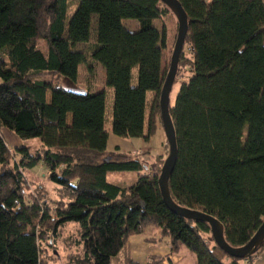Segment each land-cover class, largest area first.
I'll return each instance as SVG.
<instances>
[{
	"label": "trees",
	"instance_id": "16d2710c",
	"mask_svg": "<svg viewBox=\"0 0 264 264\" xmlns=\"http://www.w3.org/2000/svg\"><path fill=\"white\" fill-rule=\"evenodd\" d=\"M178 1L187 34L175 79L181 67L188 74L169 103L176 137L169 194L179 206L212 215L225 241L240 247L264 219V0ZM167 14L176 21L160 0H0V129L41 143L12 150L0 132V264H40L41 242L69 225L77 228L79 253L67 264H110L147 225L169 239L171 252H192L195 264H239L212 238L206 243L207 223L166 207L157 182L162 165L149 169L135 155L107 149L109 132L148 140L162 128L159 94L169 64L165 26L153 20ZM123 19L139 28L129 31ZM80 64L84 87L76 89ZM97 64L112 90L110 130ZM167 155L155 158L163 164ZM38 164L53 194L27 180ZM112 173H135L136 180L118 186L108 180ZM263 250L264 241L248 259Z\"/></svg>",
	"mask_w": 264,
	"mask_h": 264
},
{
	"label": "rangeland",
	"instance_id": "374dc122",
	"mask_svg": "<svg viewBox=\"0 0 264 264\" xmlns=\"http://www.w3.org/2000/svg\"><path fill=\"white\" fill-rule=\"evenodd\" d=\"M73 9V7L70 9V11ZM92 29H95V17H92ZM123 26L128 29L129 31H136L139 28V22L134 19H123L122 20ZM153 25L157 27L159 30L162 29V26H165V32H166V47L163 50V64L166 66L167 63L170 62L171 53L173 50V46L175 43V38L177 34V25L176 21L173 16L170 14H167L164 19H154ZM91 41H94V37L91 38ZM36 45L39 49L45 50L46 49V43L43 39L38 38L36 40ZM77 49L85 50L87 48V44H80L76 46ZM85 71L86 67L85 64H80L77 69V80L75 87L76 89L84 87V79H85ZM187 68L181 67L178 76L176 77L170 94H169V103L173 105L175 101L176 94L178 92L180 83L182 80H185V77L187 76ZM52 79V81L55 84H58L61 88L65 89H71L72 86H68V83L64 81L63 79L52 75V76H46ZM132 83H136V72L133 71V79ZM96 85L106 88L105 87V70L101 64H97L96 66ZM49 94V93H48ZM152 96V92H147V102L149 103L150 98ZM112 123V93L111 90L106 88V105H105V128L107 130H110ZM147 124V119L146 123ZM0 132L6 141L7 145L13 150L15 147L19 145V140L12 132L5 128H1ZM108 137V143H107V149L109 151H114L115 147H118L119 151L125 154L134 155V151L140 148L142 151V156L137 157L139 160L148 166L150 169H155L156 165H162L161 162H159L155 157L161 154L162 152V146H161V140L163 137V140L165 141V136L162 128H159L154 135L150 136L148 140H145L143 138H122L119 136H116L109 132ZM27 145H30L29 147L31 149H35L39 147L38 142L34 139L27 141ZM137 148V149H136ZM168 151V147L166 149ZM165 151V153H166ZM162 167V166H161ZM45 168L38 164L33 169L28 171L26 173V178L29 180V182H34L38 185H42V189H45L46 187L50 193L51 189H53V184L50 182H47L44 180V177L42 176L45 173ZM108 180L111 182H114L118 186H128L135 182L136 180V174L134 173H112L108 175ZM33 186V185H32ZM45 193V192H44ZM43 196V195H42ZM46 199V196L44 197ZM51 202V201H49ZM52 203V202H51ZM53 204V203H52ZM45 241L41 242L40 244V264H67L68 259L77 253H79V247L77 246V228L75 226L69 225L64 227L61 231L59 236L54 239H51L50 236ZM211 238L210 235L205 236V238ZM48 241V243H47ZM52 242V243H51ZM211 244V243H210ZM190 255H192L194 258V254L187 250ZM242 261V260H240Z\"/></svg>",
	"mask_w": 264,
	"mask_h": 264
},
{
	"label": "water",
	"instance_id": "95a60500",
	"mask_svg": "<svg viewBox=\"0 0 264 264\" xmlns=\"http://www.w3.org/2000/svg\"><path fill=\"white\" fill-rule=\"evenodd\" d=\"M175 16L177 21V34L170 57L169 68L159 94V109L162 129L168 145V155L165 158L157 182L166 207L174 214L186 219L203 221L209 225L210 235L215 245L228 256L245 260L251 257L264 241V219L247 243L240 247L230 246L224 239L223 226L212 215L185 208L176 204L170 197L168 178L172 173L176 161L175 130L169 115V94L175 80L179 57L187 34V15L178 0H160Z\"/></svg>",
	"mask_w": 264,
	"mask_h": 264
},
{
	"label": "crops",
	"instance_id": "0c3cea01",
	"mask_svg": "<svg viewBox=\"0 0 264 264\" xmlns=\"http://www.w3.org/2000/svg\"><path fill=\"white\" fill-rule=\"evenodd\" d=\"M96 89L101 90L103 87L96 85ZM34 140L38 142L37 145H41L39 140ZM27 141L29 140L21 141L19 145L14 147H29L30 145H27ZM165 143L166 140L164 141L162 137V152L158 155L162 158L166 155ZM44 175L45 173L42 176L44 177ZM150 257H160L162 259L160 264H195L196 262V258L190 255L183 246L179 247L174 253L171 252L169 239L161 237L158 228L155 226L147 225L141 234L128 237L125 245L120 252L112 258L110 264H145ZM239 264H264V250L250 259L239 261Z\"/></svg>",
	"mask_w": 264,
	"mask_h": 264
},
{
	"label": "built area",
	"instance_id": "2783aa9c",
	"mask_svg": "<svg viewBox=\"0 0 264 264\" xmlns=\"http://www.w3.org/2000/svg\"><path fill=\"white\" fill-rule=\"evenodd\" d=\"M134 155L136 157H141L142 156V151L140 149H137V150L134 151ZM205 240H206V243H209V241H210V239L207 238V237L205 238Z\"/></svg>",
	"mask_w": 264,
	"mask_h": 264
}]
</instances>
